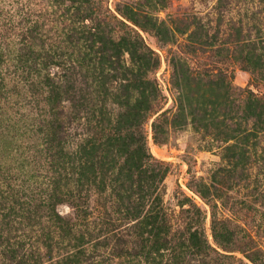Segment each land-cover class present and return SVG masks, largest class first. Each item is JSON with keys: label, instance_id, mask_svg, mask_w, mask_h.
Instances as JSON below:
<instances>
[{"label": "rangeland", "instance_id": "rangeland-1", "mask_svg": "<svg viewBox=\"0 0 264 264\" xmlns=\"http://www.w3.org/2000/svg\"><path fill=\"white\" fill-rule=\"evenodd\" d=\"M0 62V226L33 263L146 264L110 254L144 196L151 248L264 264V0H0Z\"/></svg>", "mask_w": 264, "mask_h": 264}, {"label": "trees", "instance_id": "trees-1", "mask_svg": "<svg viewBox=\"0 0 264 264\" xmlns=\"http://www.w3.org/2000/svg\"><path fill=\"white\" fill-rule=\"evenodd\" d=\"M113 18L115 19V16ZM90 21L91 25L87 26L86 24H83L82 27L84 30L83 32L86 34L85 39L87 41L91 40V38H94V32L97 29V27L92 23V19H90ZM120 23L133 31V28H130L122 21H120ZM118 46L116 45L114 50L118 48ZM113 70L115 71L116 68H112V71ZM3 80V78H0V88H3ZM43 86L47 89V94L50 96L58 95L59 89L62 87V85L52 82H44ZM255 101L258 102V99L255 98ZM96 119L97 118H93V120ZM96 125V131H94L91 138L95 142L103 140V142H105L104 144L101 141L99 142L101 146L104 145L107 147L109 141L111 142L112 140H115L119 135V132H113V134H111V130L105 128L100 120L96 121ZM46 137H48L47 133ZM49 142L51 143L53 140H49ZM144 163L146 164L147 162L145 161ZM141 168L142 166L140 168L138 166L137 170L141 172ZM73 197L74 196L71 193H68V203L74 210V216L77 218L78 216L86 217L87 215L85 214V211L81 209V206L75 204L76 201L73 200ZM27 199L29 201H34L30 197H27ZM144 200V196L139 197L137 198V203L135 206L124 208L123 212L121 210L116 213L117 217L119 218L114 220H117L118 223H124V225H118L117 229L115 228L114 230L116 233L113 235L115 241L110 249V254L113 256V258H141L145 260L146 264H162V262H157L156 259L150 260L147 257V254H155L159 257L157 259L164 261V264H247L241 260H236L231 256L219 253L217 250H214V248H212L206 241H191L185 245V243L175 242L173 239L164 238L162 239L161 243L155 242V247L151 248L149 242H152L149 241L147 237H145L143 227L144 221L141 219ZM39 202L40 204L41 202L43 203V201ZM40 207L41 206L38 205L35 212L40 211ZM120 229H123V232H118ZM4 231L5 230L0 226V264H37L36 261L35 263L32 261V254L33 251L35 252V250H30L29 245L27 246V244H24L23 242L10 244V242H8L3 236L5 233ZM130 236L133 238L132 241L123 239V237ZM244 257L251 264L257 263L256 259L253 258L252 255H247Z\"/></svg>", "mask_w": 264, "mask_h": 264}]
</instances>
